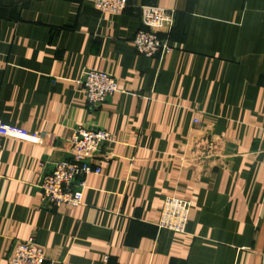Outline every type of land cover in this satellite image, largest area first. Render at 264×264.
I'll list each match as a JSON object with an SVG mask.
<instances>
[{"label": "crops", "instance_id": "obj_1", "mask_svg": "<svg viewBox=\"0 0 264 264\" xmlns=\"http://www.w3.org/2000/svg\"><path fill=\"white\" fill-rule=\"evenodd\" d=\"M128 2L112 14L96 0L0 1V264L32 237L44 264H264V0ZM145 4L176 11L163 57L133 42ZM87 68L118 81L97 107ZM79 127L115 141L84 203L52 208L37 184ZM195 137L222 147V163L187 162ZM168 196L192 203L184 233L159 226Z\"/></svg>", "mask_w": 264, "mask_h": 264}, {"label": "built area", "instance_id": "obj_2", "mask_svg": "<svg viewBox=\"0 0 264 264\" xmlns=\"http://www.w3.org/2000/svg\"><path fill=\"white\" fill-rule=\"evenodd\" d=\"M95 7L103 13L122 14L129 7V2L96 0ZM141 20L143 27L133 40L137 52L146 57H163L169 54L172 49L170 34L176 21V11L156 4H145L141 6ZM80 83L91 107L101 105L120 90L114 75L98 69H85ZM195 123L201 124L199 119H196ZM114 141V134L107 129L77 128L70 140V158L54 163L53 169L43 174L37 184L42 194V202L58 209L81 206L87 187L86 176L101 172V166H95L94 162L101 154L103 145ZM225 154V150L211 137H195L189 140L184 156L191 165L210 170L222 163ZM110 156L111 153L106 152L105 157L109 159ZM191 208V201L168 196L159 223L160 228L186 232ZM48 258L47 247L33 237L15 240L7 255L8 264H44ZM105 259L108 261V257Z\"/></svg>", "mask_w": 264, "mask_h": 264}, {"label": "trees", "instance_id": "obj_3", "mask_svg": "<svg viewBox=\"0 0 264 264\" xmlns=\"http://www.w3.org/2000/svg\"><path fill=\"white\" fill-rule=\"evenodd\" d=\"M1 1V0H0Z\"/></svg>", "mask_w": 264, "mask_h": 264}]
</instances>
